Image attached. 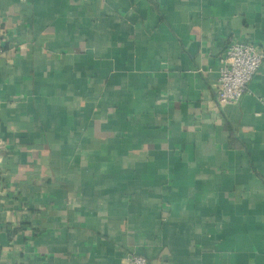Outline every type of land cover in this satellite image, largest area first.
Instances as JSON below:
<instances>
[{
    "label": "crops",
    "instance_id": "crops-1",
    "mask_svg": "<svg viewBox=\"0 0 264 264\" xmlns=\"http://www.w3.org/2000/svg\"><path fill=\"white\" fill-rule=\"evenodd\" d=\"M264 0H0V264H264V63L217 99Z\"/></svg>",
    "mask_w": 264,
    "mask_h": 264
},
{
    "label": "built area",
    "instance_id": "built-area-1",
    "mask_svg": "<svg viewBox=\"0 0 264 264\" xmlns=\"http://www.w3.org/2000/svg\"><path fill=\"white\" fill-rule=\"evenodd\" d=\"M264 63V50L249 42L229 43L219 68L218 94L220 103H235L250 92V83ZM123 264H152L146 257L131 254Z\"/></svg>",
    "mask_w": 264,
    "mask_h": 264
}]
</instances>
